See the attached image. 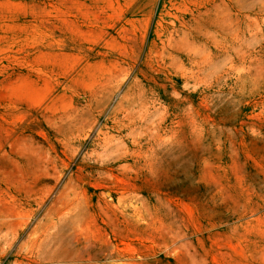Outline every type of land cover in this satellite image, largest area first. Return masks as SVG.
Here are the masks:
<instances>
[{
    "label": "rangeland",
    "instance_id": "1",
    "mask_svg": "<svg viewBox=\"0 0 264 264\" xmlns=\"http://www.w3.org/2000/svg\"><path fill=\"white\" fill-rule=\"evenodd\" d=\"M0 264H264V0H0Z\"/></svg>",
    "mask_w": 264,
    "mask_h": 264
}]
</instances>
